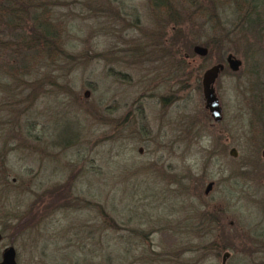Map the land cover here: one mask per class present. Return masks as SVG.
<instances>
[{"label":"rangeland","instance_id":"374dc122","mask_svg":"<svg viewBox=\"0 0 264 264\" xmlns=\"http://www.w3.org/2000/svg\"><path fill=\"white\" fill-rule=\"evenodd\" d=\"M156 1L55 0L50 12L37 18L51 22L72 58L45 69L19 66L29 54L22 46L0 50V251L11 244L17 264H159L165 251L182 246L174 224L190 205H198L197 211H217L224 233L216 236L225 234L233 244L197 264H220L224 252L228 263L238 264L243 234L264 237L258 234L264 231V115L256 114L259 90H248L250 69L259 71L264 84V39L252 58H244V45L238 47L232 37L224 39L223 54L214 51L204 60L195 54L187 57L190 78L179 84L172 105L165 99L170 93L162 88L156 96L143 97L141 88L157 79L149 73L154 63L131 46L147 44L146 54H161L152 39L163 30L162 42H175V47L167 45L170 55L184 44L156 17ZM218 19L231 27L229 9H220ZM215 20L185 19L186 39L222 36ZM2 32L1 40L17 42L22 36L21 30L3 27ZM227 53L239 58L241 66L236 74L224 66L214 82L222 114L214 122L203 107L200 76L208 66L224 62ZM42 76L48 78L41 89ZM109 119L122 125L113 131L114 122L105 123ZM81 135L92 138L88 150L81 142L71 143ZM173 174L183 177L179 185L170 182ZM67 176L69 193L84 200L65 204L50 221L35 218L31 207L36 213L38 193L45 203L46 187L60 186ZM209 181L213 184L204 195ZM100 207L117 223L115 229L103 223ZM200 255L183 256L193 262Z\"/></svg>","mask_w":264,"mask_h":264},{"label":"trees","instance_id":"16d2710c","mask_svg":"<svg viewBox=\"0 0 264 264\" xmlns=\"http://www.w3.org/2000/svg\"><path fill=\"white\" fill-rule=\"evenodd\" d=\"M55 3V0L51 2H47L45 0H0V33L3 34V27H6L9 31H22V36L19 35V40L17 42L4 38L3 40L0 39V50L3 49L2 51H4L9 49V51H12V46H14V48L16 46H22V51L29 54L22 56L23 61L19 63V66L26 67L27 69L34 66L35 68H39L41 70L43 68L45 69L47 65H49V67L54 65L56 60L59 61L60 59L72 58V54L63 48V44L59 39V34L54 31V27L51 25V22H48L47 19L37 18L43 17V13L48 14V11L50 12L49 6ZM152 6L155 10H157L155 13L156 17L158 14V18H163L164 27L165 25L166 27L170 25V28H173L175 31L176 38L181 39V44L184 42L181 46L182 52L181 50H177V48H175L174 54H171L182 57L181 80H179V78L177 79L172 77L166 78V82H174L175 80H178L182 84L190 78L189 72L187 71L188 59L185 58L184 55H187V57L190 58L191 55H193L191 48L198 41L195 37L192 40L186 39L188 31L183 27V21L185 19L191 21L193 18H203V21L206 23V21L210 22L212 18H216V28H219L222 32V36L216 35L218 34L216 33L208 35L204 40L198 42L199 45L204 46L207 49V54L204 57H200L203 60L214 53V51H219L223 54V50L225 49L223 42H228L224 39L229 37H232L233 40H235L234 44L237 42L238 47L244 45L246 53L244 51L245 54H243L245 59H247V57H256L258 53H260V49L257 44L261 38L264 39V0H157L152 3ZM223 7L230 10L231 27L229 28H225L223 24L224 22H222L221 19H218L219 10ZM38 10L42 11L38 13ZM185 15H187V17H185ZM26 19H28V22ZM157 21L159 23L161 22L160 19ZM23 31H26L27 34H23ZM163 31L157 33V35H155V33L153 34L152 43L161 47L162 55H170V51L167 50V45L169 47H175V42L173 45V43H170L168 38V43H163L166 36ZM172 39L173 38H171V41ZM146 45L137 47L135 44L134 46H131L133 47L132 51H134V53L145 55L147 53ZM231 50L233 49L230 48V51ZM261 52L264 57V50L262 49ZM222 54H220L219 57ZM218 61H220V59H218ZM37 62H40V64L37 65ZM5 67L9 70L8 75H12L11 67L4 64L2 68L6 69ZM239 70L237 72H239ZM237 72L233 73L236 74ZM25 73L29 74L28 71H25ZM250 73H252L253 77L252 80L249 81L250 86L248 90L252 93H257L259 90L258 94L260 95L258 98H254V104L256 108H258V113H256L257 116L262 118L264 115V99L262 98L260 91L264 95V84L261 85L259 82V71L256 73L255 70L250 69ZM262 73L264 74V69H262ZM198 74L194 78L195 81H198L199 79ZM44 78L48 77L42 76L39 80L38 87L41 89L44 88ZM51 79L52 84H54L55 78ZM155 80L159 82L158 78ZM155 80L149 79V85L152 87L157 86L155 84L151 85V83ZM46 84L50 85V83ZM14 103L15 102L13 101L10 105H13ZM98 118L99 123H101L103 118L100 113L98 114ZM109 120L105 123L108 124V122H111L110 125L112 126V123L114 122V125L111 128L113 131L116 128V124H118L119 127L122 125V122L120 121L115 122V120ZM83 137L84 135H81L71 143L81 142L88 150L89 147H91L92 138L88 136L85 138ZM97 140L101 141L102 139ZM182 179L183 177L173 174L170 177V182L179 185ZM70 181L71 176H67L60 186L57 185L44 190L47 191L49 205H53L55 211L63 210L62 208L65 207V204L66 206L69 204L71 206L72 203L80 204L82 200H84L78 195H71L68 190L66 191V185H68ZM64 194L65 197L63 196ZM178 195L181 196V194ZM197 207L198 205H190L186 208V215L179 216L175 221V229L173 232L176 234H182V239H184L183 241L180 240L182 246L174 252L165 251L162 256H159V264H197L202 261L206 255L218 256L222 250L233 248V244L228 240V237H226L225 234L221 238L216 236L219 232L224 233V227L220 224L218 212L197 211ZM31 211L33 212L35 218L39 217V215L36 216L33 211V207H31ZM97 212L100 214L103 219V223H105L107 227L115 229L118 226L117 223L103 211V208L100 207V210H97ZM243 235L244 243H242V255L238 258V260H236L238 261V264H264V237L257 234ZM193 252H201V255L198 258H195L193 262L191 260H185L186 257L183 255ZM195 261L196 263H194ZM225 264L231 263L226 261ZM234 264L237 263L235 262Z\"/></svg>","mask_w":264,"mask_h":264},{"label":"flooded vegetation","instance_id":"af4514ba","mask_svg":"<svg viewBox=\"0 0 264 264\" xmlns=\"http://www.w3.org/2000/svg\"><path fill=\"white\" fill-rule=\"evenodd\" d=\"M145 58H149V60L147 61L148 63H154L151 68L153 70H150L149 73H153V76H155V78L159 79V82L156 83L155 85L157 86H148V87H143L141 88L142 92V96L145 97V94L148 97L151 96H156L158 95L157 93L159 92V90L162 88V90H164L166 93H170L168 96L165 97V99L167 100V102H170L169 104L172 105L173 103L176 102L177 99V94H179L180 92V87L179 84H181L180 81L175 80L174 82L169 81V87H167L168 85H164L161 86L162 83H165V79L166 78H179V80H181V56L178 55H162V54H156V55H149V54H145L144 55ZM185 58H187V55H184ZM153 71V72H152ZM174 83V84H172ZM164 99V98H163ZM136 100V99H134ZM133 100V101H134ZM162 100V99H161ZM169 105V106H170ZM101 115V114H100ZM141 118H144L143 113L141 112L140 114ZM100 118V117H99ZM116 118V117H114ZM113 118V119H114ZM101 121V119H100ZM116 131V130H115ZM116 137H118L117 134H115ZM137 152L140 153L141 152V148L137 149ZM54 186H57V184ZM66 191H70L71 187L70 185H66ZM41 184H38V188L41 189ZM53 187L52 185H49L46 187V189H49ZM64 188V187H63ZM65 189V188H64ZM42 193L36 196L35 202H36V216L39 215V218H42V220H46V221H50L51 219H53L54 214L58 211L54 210V206L53 205H49V199H47V201L45 203H42V199H41ZM65 197V194L63 195ZM21 233V232H19ZM258 234H264V231H260L258 232ZM24 235V234H23ZM24 237V236H23ZM3 239V235L2 233H0V242ZM11 246L14 250V261L17 264V252L14 249V247L9 244L6 243L3 245V247L1 248L0 251V260H1V256H2V252L5 248Z\"/></svg>","mask_w":264,"mask_h":264},{"label":"water","instance_id":"95a60500","mask_svg":"<svg viewBox=\"0 0 264 264\" xmlns=\"http://www.w3.org/2000/svg\"><path fill=\"white\" fill-rule=\"evenodd\" d=\"M193 54L204 57L207 54V49L199 44H194L191 48ZM224 66L231 72H237L241 66V60L235 57L232 53H227L224 57V62L214 63L205 68L200 76V89L203 99V107L207 111L209 117L214 122H219L222 118L221 107L214 90V82L218 75L224 70ZM87 91L83 92L84 96H87ZM229 155L234 157V149L229 150ZM264 156V150L262 152ZM213 182L209 181L203 191V194H207L211 189ZM228 253L224 252L221 256V263L225 264ZM0 264H16L14 261V250L11 246L5 248L2 252Z\"/></svg>","mask_w":264,"mask_h":264}]
</instances>
